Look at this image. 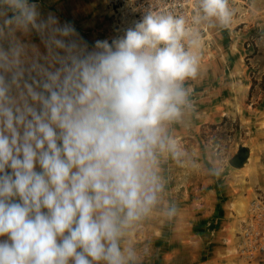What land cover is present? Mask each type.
Returning a JSON list of instances; mask_svg holds the SVG:
<instances>
[{
    "label": "clouds",
    "instance_id": "1",
    "mask_svg": "<svg viewBox=\"0 0 264 264\" xmlns=\"http://www.w3.org/2000/svg\"><path fill=\"white\" fill-rule=\"evenodd\" d=\"M237 14L231 0L149 9L89 47L34 0H0V264H144L137 235L180 215L167 165L225 171L176 131L196 111L204 33Z\"/></svg>",
    "mask_w": 264,
    "mask_h": 264
},
{
    "label": "rangeland",
    "instance_id": "2",
    "mask_svg": "<svg viewBox=\"0 0 264 264\" xmlns=\"http://www.w3.org/2000/svg\"><path fill=\"white\" fill-rule=\"evenodd\" d=\"M241 1L229 29L204 33L201 73L190 82L199 111L176 131L201 163L219 153L225 171L214 177L167 165L180 215L172 223L155 218L137 235L144 264H264V0H255V14L252 0ZM34 2L44 16L71 23L89 47L127 29L108 0ZM244 153L245 164L234 166Z\"/></svg>",
    "mask_w": 264,
    "mask_h": 264
},
{
    "label": "built area",
    "instance_id": "3",
    "mask_svg": "<svg viewBox=\"0 0 264 264\" xmlns=\"http://www.w3.org/2000/svg\"><path fill=\"white\" fill-rule=\"evenodd\" d=\"M234 1L236 0H231V3L234 4ZM108 4L113 10L114 18L123 28H128L142 19L149 9L190 15L193 0H108Z\"/></svg>",
    "mask_w": 264,
    "mask_h": 264
},
{
    "label": "water",
    "instance_id": "4",
    "mask_svg": "<svg viewBox=\"0 0 264 264\" xmlns=\"http://www.w3.org/2000/svg\"><path fill=\"white\" fill-rule=\"evenodd\" d=\"M248 158V153L240 154L236 156L231 163L236 167H242Z\"/></svg>",
    "mask_w": 264,
    "mask_h": 264
},
{
    "label": "bare ground",
    "instance_id": "5",
    "mask_svg": "<svg viewBox=\"0 0 264 264\" xmlns=\"http://www.w3.org/2000/svg\"><path fill=\"white\" fill-rule=\"evenodd\" d=\"M237 2H239V4H244V2L241 0H236V3ZM195 105H196V111L195 112H197V111H199V105L198 104H195Z\"/></svg>",
    "mask_w": 264,
    "mask_h": 264
},
{
    "label": "crops",
    "instance_id": "6",
    "mask_svg": "<svg viewBox=\"0 0 264 264\" xmlns=\"http://www.w3.org/2000/svg\"><path fill=\"white\" fill-rule=\"evenodd\" d=\"M239 7H241V5H240V6H238V8H239ZM245 11H247V10H245Z\"/></svg>",
    "mask_w": 264,
    "mask_h": 264
}]
</instances>
